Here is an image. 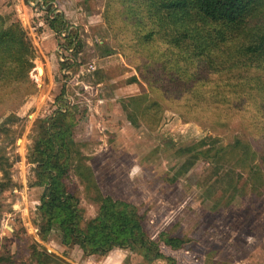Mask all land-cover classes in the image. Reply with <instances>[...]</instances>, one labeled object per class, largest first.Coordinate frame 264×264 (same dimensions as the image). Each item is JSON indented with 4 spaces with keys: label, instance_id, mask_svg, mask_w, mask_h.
Here are the masks:
<instances>
[{
    "label": "rangeland",
    "instance_id": "374dc122",
    "mask_svg": "<svg viewBox=\"0 0 264 264\" xmlns=\"http://www.w3.org/2000/svg\"><path fill=\"white\" fill-rule=\"evenodd\" d=\"M105 4L0 0L4 26L19 21L34 48L28 76L0 89V264H264L261 132L228 103L190 110L189 83L151 82L148 68L164 79L167 72L128 61ZM57 13L65 22L55 31L48 23ZM153 42L132 51L157 59ZM153 100L159 106L144 114ZM58 102L72 107L73 124L55 113ZM54 116L70 129L60 142L47 129ZM46 147L60 189L78 198L76 210L50 206L55 225L82 217L76 233L95 226L98 252L92 243L85 251L77 235L64 244L62 229L40 235ZM137 224L145 234L131 230ZM110 239L119 245L105 250Z\"/></svg>",
    "mask_w": 264,
    "mask_h": 264
},
{
    "label": "trees",
    "instance_id": "16d2710c",
    "mask_svg": "<svg viewBox=\"0 0 264 264\" xmlns=\"http://www.w3.org/2000/svg\"><path fill=\"white\" fill-rule=\"evenodd\" d=\"M63 16V13H57L50 17L49 26L55 31L60 30L65 22ZM104 17L116 45L128 61L148 67L157 63L167 72L164 79L155 73V67L148 68L153 74L148 77L153 78L151 82H161L164 86L166 81L177 86L182 81L183 84L189 83L188 90L192 94L187 93L186 104L190 110H209L214 101L228 103L241 115H249L251 125L257 127L264 138V0H106ZM4 24L5 19L0 15V89H11L14 82L27 77L34 66L27 56L34 48L19 21L12 23L9 29ZM152 41L157 44L152 54L160 53L161 58L151 56L152 60H145L147 54L132 51ZM37 69L36 76L40 80L42 70L39 64ZM221 71L229 73L217 75ZM205 72H213L214 77ZM200 87L208 90L202 91ZM60 99L62 96L58 101ZM158 106V101H151L144 108V114ZM71 108L66 102H58L55 113L72 117L73 124L75 117ZM50 119L47 120L50 139L63 141L69 127L60 124L55 116L52 121ZM59 137L63 139L58 141ZM245 148L246 157L253 158L255 151L249 155V147ZM48 149L50 147L41 151L44 157L40 162L41 169L37 171L40 184L46 185L41 199L47 209L40 235L45 239L53 230L62 229L64 244H69L77 235L81 237L85 251L90 250L89 243H92V252H98L100 246L95 239V226L80 227L76 233L82 217L80 222L72 219L68 225H55V214L50 206L76 210L78 198L60 189L62 182L48 168ZM259 155L264 166V148H260ZM130 228L133 232L145 234L139 224ZM136 238L133 237L132 241L143 244V240ZM147 241L150 244L155 242L153 239ZM115 245L119 244L110 239L104 249L110 250Z\"/></svg>",
    "mask_w": 264,
    "mask_h": 264
},
{
    "label": "built area",
    "instance_id": "2783aa9c",
    "mask_svg": "<svg viewBox=\"0 0 264 264\" xmlns=\"http://www.w3.org/2000/svg\"><path fill=\"white\" fill-rule=\"evenodd\" d=\"M40 1H42L43 2V0H40ZM42 5V4H41Z\"/></svg>",
    "mask_w": 264,
    "mask_h": 264
}]
</instances>
